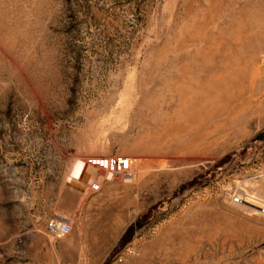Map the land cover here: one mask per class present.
I'll return each instance as SVG.
<instances>
[{"label": "rangeland", "instance_id": "rangeland-1", "mask_svg": "<svg viewBox=\"0 0 264 264\" xmlns=\"http://www.w3.org/2000/svg\"><path fill=\"white\" fill-rule=\"evenodd\" d=\"M115 157L86 235L49 237L75 164ZM262 206L264 0H0V264H264Z\"/></svg>", "mask_w": 264, "mask_h": 264}, {"label": "built area", "instance_id": "built-area-1", "mask_svg": "<svg viewBox=\"0 0 264 264\" xmlns=\"http://www.w3.org/2000/svg\"><path fill=\"white\" fill-rule=\"evenodd\" d=\"M92 166L97 169L93 179L87 181V188L91 191H99L102 184L109 181L127 182L132 179L134 160L129 157H115L103 159H88L83 161V167ZM239 196L233 197L234 203H240ZM264 214V207H260ZM46 233L53 240H60L69 236L73 231V224L69 218L55 215L46 223ZM138 254L136 241L128 243L123 248L112 252L106 259L105 264H134Z\"/></svg>", "mask_w": 264, "mask_h": 264}, {"label": "crops", "instance_id": "crops-1", "mask_svg": "<svg viewBox=\"0 0 264 264\" xmlns=\"http://www.w3.org/2000/svg\"><path fill=\"white\" fill-rule=\"evenodd\" d=\"M90 169H95L93 176L88 175V171ZM96 174H97V169L95 167L85 166L81 170V172L77 178H69V179L67 178L65 181L64 186H65V191L67 193V196L74 201L73 209L68 214L67 218H69L71 220V222L73 224V231H74V232L72 231V233H74V236H76L77 238H80L81 236L84 237L86 235V232H80V234H78L79 230H78V227L76 226L75 222H76L77 214L82 212V208L85 206L87 199L90 198L91 200H93L94 198L92 196L97 195L101 201L103 200V189L105 188L104 184H102L100 187V190L96 191V192L91 191L87 188V181H89L90 179H93L96 176ZM91 207H93L92 202H91ZM85 227L89 231H93L94 229H96V231H98L95 234V236L97 238V239H94L95 243L103 242V236L104 237L106 236L105 235L106 233L103 232V229L105 228V227H103V216L100 219L98 225L92 224V220L90 219L86 223Z\"/></svg>", "mask_w": 264, "mask_h": 264}, {"label": "bare ground", "instance_id": "bare-ground-1", "mask_svg": "<svg viewBox=\"0 0 264 264\" xmlns=\"http://www.w3.org/2000/svg\"><path fill=\"white\" fill-rule=\"evenodd\" d=\"M261 61V60H260ZM262 64V63H261ZM236 71H238V70H236ZM250 73V72H249ZM239 74H241V73H239ZM238 75V74H237ZM243 75V74H242ZM247 75V74H246ZM261 75V74H260ZM228 80H229V78H228ZM248 84V83H247ZM228 86H230V85H228ZM225 89V88H224ZM223 89V90H224ZM244 89V88H243ZM222 93H223V91H221ZM236 92V91H235ZM246 93V92H245ZM247 94V93H246ZM226 96V95H225ZM231 97H233V96H231ZM221 99V98H220ZM228 100V99H227ZM233 100V99H232ZM229 101V100H228ZM218 102V101H217ZM231 103V102H230ZM228 104H229V102H228ZM226 105V104H225ZM182 106V105H181ZM214 107H216V106H214ZM183 112V111H182ZM167 130L168 129H166V130H164V133L165 132H167ZM164 135V134H163ZM82 167H83V162H77L76 164H75V166H74V168L72 169V171H71V174H69L70 176L68 177V179L69 178H77L78 176H79V174H80V172H81V170H82Z\"/></svg>", "mask_w": 264, "mask_h": 264}, {"label": "trees", "instance_id": "trees-1", "mask_svg": "<svg viewBox=\"0 0 264 264\" xmlns=\"http://www.w3.org/2000/svg\"><path fill=\"white\" fill-rule=\"evenodd\" d=\"M124 238H125L124 236L121 238L120 243L124 240ZM119 249H120V248L117 246L113 252H115V251H117V250H119Z\"/></svg>", "mask_w": 264, "mask_h": 264}]
</instances>
